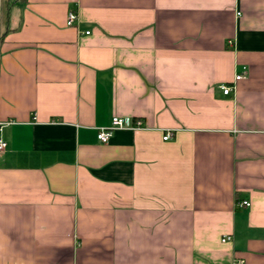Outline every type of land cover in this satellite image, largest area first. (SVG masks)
<instances>
[{"label":"crops","instance_id":"0c3cea01","mask_svg":"<svg viewBox=\"0 0 264 264\" xmlns=\"http://www.w3.org/2000/svg\"><path fill=\"white\" fill-rule=\"evenodd\" d=\"M0 137V264H264V0H0Z\"/></svg>","mask_w":264,"mask_h":264},{"label":"built area","instance_id":"2783aa9c","mask_svg":"<svg viewBox=\"0 0 264 264\" xmlns=\"http://www.w3.org/2000/svg\"><path fill=\"white\" fill-rule=\"evenodd\" d=\"M76 19H77V13L73 10H69L67 12L66 24L73 25ZM85 32L88 33L89 31L86 30ZM242 77H243V74H240V73L236 74L235 80L240 79ZM221 88H222L223 93L226 94L229 91H231V89L233 88V84L232 85L222 84ZM140 124H141L140 120H134L130 116L113 115L108 125L101 126L97 129L96 137L99 141L106 142L110 138L112 131L114 129L116 128H136V127H139ZM171 136H172V132L166 131L163 134L162 138L166 140V139H169ZM6 144H7L6 141H4L0 137V151L6 147ZM238 204L241 206H249L250 202L248 200H242ZM228 239H230L229 235L223 236L221 238L222 241H225Z\"/></svg>","mask_w":264,"mask_h":264}]
</instances>
